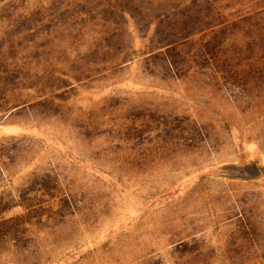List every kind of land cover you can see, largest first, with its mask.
Instances as JSON below:
<instances>
[{
	"label": "rangeland",
	"instance_id": "rangeland-1",
	"mask_svg": "<svg viewBox=\"0 0 264 264\" xmlns=\"http://www.w3.org/2000/svg\"><path fill=\"white\" fill-rule=\"evenodd\" d=\"M0 264H264V0H0Z\"/></svg>",
	"mask_w": 264,
	"mask_h": 264
},
{
	"label": "trees",
	"instance_id": "trees-1",
	"mask_svg": "<svg viewBox=\"0 0 264 264\" xmlns=\"http://www.w3.org/2000/svg\"><path fill=\"white\" fill-rule=\"evenodd\" d=\"M210 1L212 2L213 0H209V2ZM173 15L174 14H172V11L170 9H164L162 7L158 9L157 13H153L151 15V19L154 20V23L158 28V30H156V33H157V31H159V29L161 27H164L166 21L173 18ZM222 22L216 23V24L210 25V26H204V27L198 29L196 33L201 32V31H205V30L208 32L209 31L214 32L213 30H215V28L217 29L218 27H221L222 24H224V22L223 23ZM183 26H185V23ZM184 29H185V27H182V31ZM186 39H188L187 35L183 36V38H181L180 40H175V39L170 40V41H167V43L162 45V46H166V50L164 51L166 70H174V71L178 70L179 65L181 64L179 62V60H181V59L179 58V55L176 53V49ZM212 56H213V53H212ZM225 64H226V62H225ZM222 66H225V65L223 64ZM222 70H224V69H222ZM179 74H181V73H179ZM228 77H229L228 75H224L225 79ZM236 176H238V175H236Z\"/></svg>",
	"mask_w": 264,
	"mask_h": 264
}]
</instances>
